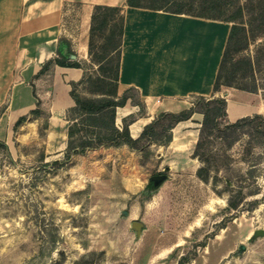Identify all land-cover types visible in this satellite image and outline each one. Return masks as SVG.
I'll use <instances>...</instances> for the list:
<instances>
[{
	"label": "rangeland",
	"instance_id": "obj_1",
	"mask_svg": "<svg viewBox=\"0 0 264 264\" xmlns=\"http://www.w3.org/2000/svg\"><path fill=\"white\" fill-rule=\"evenodd\" d=\"M241 2L235 19L246 32L233 42L235 59L264 42L260 26L250 29L264 0ZM71 3L76 13L78 2ZM75 34L73 46L63 37L57 49L73 47L80 55ZM53 66L35 80L41 114L27 111L10 126L11 159L0 150V264H264V234L256 233L264 229V161H253L262 144L246 136L230 148L207 143L198 159L193 150L201 120L193 117L181 126L194 135L184 150L146 142L67 155L66 100ZM53 76L62 101L55 110ZM255 77V92L238 94L221 84L217 95L244 101L248 111V102L259 104L256 111L264 115V69ZM127 108H117L118 121Z\"/></svg>",
	"mask_w": 264,
	"mask_h": 264
},
{
	"label": "crops",
	"instance_id": "obj_2",
	"mask_svg": "<svg viewBox=\"0 0 264 264\" xmlns=\"http://www.w3.org/2000/svg\"><path fill=\"white\" fill-rule=\"evenodd\" d=\"M72 1L78 2V18L75 16L77 12L75 13ZM124 1L0 0V107L5 104L0 113V122L7 112L12 111L15 114L12 123L0 129V140H4L8 147L10 126L20 115L35 107L37 97L40 100L42 98L41 95L32 96L35 80L41 77L34 75L46 59L56 57L58 42L66 37L73 46L74 40L77 39L74 38L76 30L75 35L80 37L78 38L80 43H76L75 46L79 48L81 54L75 58L79 59L77 56L87 58L92 5L96 3L117 5ZM123 14L118 91L134 86L145 103L144 114L136 116L129 124L132 137L138 136L145 123L161 110L178 111L189 106L193 95L209 96L212 93L217 95L218 91H213V84L231 22L128 5L124 6ZM53 68L55 72H60L59 80L61 88L64 89L62 98L66 101L65 104H61L62 101L58 99V81L56 76H53L54 98L51 101V110L53 107L55 110L60 104L66 107V110L73 104L69 95V81L78 80L82 70L58 64H54ZM232 89L238 90V94L244 92ZM23 95L30 102L25 109H22L23 101L19 98ZM229 101L231 100L226 102L225 107L228 120L259 112L256 111L259 104L248 102L253 108L248 111L242 105L245 102L241 101L242 109L231 117L227 112ZM126 104L128 108L122 117L138 110L137 106L130 102ZM195 113L202 118L201 113L193 114ZM193 117L194 115L187 120L179 121L175 126H182ZM120 121L121 119L116 120L117 123ZM139 121L136 133L133 134L132 128Z\"/></svg>",
	"mask_w": 264,
	"mask_h": 264
},
{
	"label": "trees",
	"instance_id": "obj_3",
	"mask_svg": "<svg viewBox=\"0 0 264 264\" xmlns=\"http://www.w3.org/2000/svg\"><path fill=\"white\" fill-rule=\"evenodd\" d=\"M244 4L241 0H125L117 5L93 4L87 38V59L75 58L76 53L66 47V53L58 50L56 57L46 59L34 75L45 73L52 63L78 67L82 70L78 80L69 81V95L73 104L65 110L64 116L66 120L65 153L67 155L84 153L88 149L99 146L127 145L131 149H136L146 142L168 144L172 137V128L179 121L189 119L194 112H199L202 118L193 150L194 157L200 158V150L207 143L218 142L230 148L242 136H246L262 144V149L253 155V161H264V115L262 113L255 112L242 115L235 120H228L225 110L227 100L224 97L213 93L209 96L193 95L189 106L178 111H159L145 123L138 136L132 137L129 124L135 120L136 116L144 114L145 103L134 86L118 91L123 13L124 6L128 5L231 22L213 91H218L220 85L225 84L240 90L255 92L257 90L255 70L264 69V42L263 47L253 54H243L236 59L232 57L233 42L239 31H245L244 25L235 19L243 12ZM255 14H252L250 29L260 26L264 32V27H261L264 26V9L258 7ZM263 32L252 33V37L261 35ZM72 54L75 55L74 58L71 57ZM228 61L232 62V69L227 68ZM239 80H250L251 84L240 83ZM33 95L36 96L35 92ZM127 102L137 106L139 114L129 113L121 116L120 123H117V108L123 107ZM4 107L5 104L0 107V113ZM29 112L35 115L41 114V101L38 97L35 107ZM25 119L26 114L20 115L14 126ZM0 150H3L11 159L8 146L3 140H0ZM247 151L250 152V148ZM201 171L203 167L198 168V174H201ZM252 173V170H247V174L252 175ZM257 192L253 191V194Z\"/></svg>",
	"mask_w": 264,
	"mask_h": 264
},
{
	"label": "bare ground",
	"instance_id": "obj_4",
	"mask_svg": "<svg viewBox=\"0 0 264 264\" xmlns=\"http://www.w3.org/2000/svg\"><path fill=\"white\" fill-rule=\"evenodd\" d=\"M47 14V13H46ZM51 16H53L51 14ZM44 17V16H43ZM46 17V15H45ZM50 17V16H49ZM48 19V18H47ZM53 19V18H51ZM39 23V22H38ZM48 23V22H47ZM52 22H50L51 24ZM49 24V25H50ZM41 25V24H39ZM45 27V26H44ZM49 41V40H48ZM26 85V84H25ZM33 96V94H32ZM20 100L23 101V108L22 109H25L27 108L29 105H30V102H28V98L21 96L19 97ZM16 99V98H15ZM30 108V107H29ZM33 108V107H32ZM242 109V106L240 105H237L236 102H233L232 100L229 101V105H228V108H227V112H228V115L229 116H233L234 114H236V112L240 111ZM194 117L196 119H199L201 118V116L198 114V113H195L193 114ZM15 118V114L14 112L12 111H9L7 112L3 119L1 120L0 122V129L4 126V125H9L10 123H12L13 119ZM132 133L135 134L136 133V126H133L132 128ZM10 138V137H9ZM194 139V135L191 133V132H183L181 131V125H178V126H174L172 128V137L169 141V145L173 148V149H177V150H184L186 149L190 142ZM7 140V139H6ZM12 140L8 139V143H9V147H11L13 149V145H12ZM15 149V148H14ZM176 150V151H177Z\"/></svg>",
	"mask_w": 264,
	"mask_h": 264
},
{
	"label": "water",
	"instance_id": "obj_5",
	"mask_svg": "<svg viewBox=\"0 0 264 264\" xmlns=\"http://www.w3.org/2000/svg\"><path fill=\"white\" fill-rule=\"evenodd\" d=\"M71 57L74 58L75 55L72 54ZM165 169L168 170V169H169V166H167ZM256 233H257V234H264V229H262V228L257 229V230H256Z\"/></svg>",
	"mask_w": 264,
	"mask_h": 264
}]
</instances>
